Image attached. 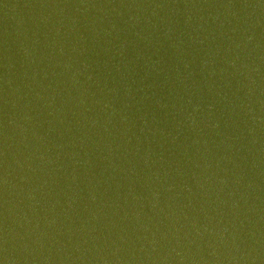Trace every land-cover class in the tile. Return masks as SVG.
Here are the masks:
<instances>
[{"label":"water","instance_id":"95a60500","mask_svg":"<svg viewBox=\"0 0 264 264\" xmlns=\"http://www.w3.org/2000/svg\"><path fill=\"white\" fill-rule=\"evenodd\" d=\"M0 264H264V0H0Z\"/></svg>","mask_w":264,"mask_h":264}]
</instances>
